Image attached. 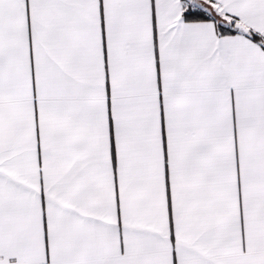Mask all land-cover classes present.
<instances>
[{"label": "snow or ice", "instance_id": "obj_1", "mask_svg": "<svg viewBox=\"0 0 264 264\" xmlns=\"http://www.w3.org/2000/svg\"><path fill=\"white\" fill-rule=\"evenodd\" d=\"M0 264H264V0H0Z\"/></svg>", "mask_w": 264, "mask_h": 264}]
</instances>
